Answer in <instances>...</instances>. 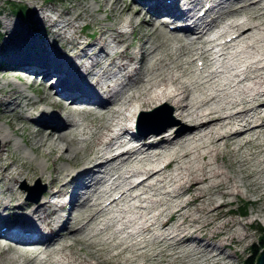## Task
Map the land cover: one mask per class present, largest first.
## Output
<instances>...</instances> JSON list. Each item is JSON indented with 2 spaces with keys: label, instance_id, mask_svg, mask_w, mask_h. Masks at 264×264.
<instances>
[{
  "label": "bare ground",
  "instance_id": "obj_1",
  "mask_svg": "<svg viewBox=\"0 0 264 264\" xmlns=\"http://www.w3.org/2000/svg\"><path fill=\"white\" fill-rule=\"evenodd\" d=\"M67 1L70 6L41 15L55 26L53 36L63 37L66 53L48 49L52 43L45 36L24 41L27 35L19 26L5 31L3 42L21 39L22 53L2 57L9 67L1 69V77H15L38 97L15 84L0 86V120L46 159L48 181L42 201L19 200L22 191L13 184L35 175L38 164L21 157L11 171L12 139L0 128V149L9 158L0 164V182L8 183L9 199L16 201L9 210L23 212L7 219L0 206V235L33 246L0 243V259L11 251L27 254L22 264H34L36 258L69 264L74 258L64 249L85 242L114 249L105 259L111 264L113 257L136 262L151 245L157 249L150 257L166 264H229L235 254L225 250L248 236L236 220L226 218L231 197H240L243 186L256 195V203L264 198V0H103L109 23L91 17L80 0ZM170 4L179 6L177 12ZM87 17L96 28L94 38L85 40L82 27L72 32L68 27L73 19ZM168 23L178 25L164 28ZM123 24L130 26L136 45L126 39L128 29H119ZM170 39L179 43L178 52L167 48ZM229 65L238 71L230 73ZM22 103L32 108L28 116L17 111ZM167 105L174 122L160 113ZM149 109L138 114L132 133L135 111ZM79 114L88 121H78ZM147 116L151 123L141 125L139 119ZM163 121L168 128L155 132L153 124ZM148 127L152 130L144 136ZM70 139L85 142L83 151ZM58 159L71 168L59 166ZM134 176L139 178L132 181ZM252 211L262 214L264 205Z\"/></svg>",
  "mask_w": 264,
  "mask_h": 264
},
{
  "label": "rangeland",
  "instance_id": "obj_2",
  "mask_svg": "<svg viewBox=\"0 0 264 264\" xmlns=\"http://www.w3.org/2000/svg\"><path fill=\"white\" fill-rule=\"evenodd\" d=\"M228 1L229 0H224V3H227ZM20 2L25 3L23 5H25V7H29L32 10L31 11V15H30V20L36 21L37 25L33 26V27L30 26V25H32V23H27L23 18L21 19V18L17 17L15 14L12 13V8L10 6H8L7 4H5L4 0H0V10L2 11V12L0 11V45L2 44L3 41L6 40V36L7 35H6L5 31H8L6 29H9L11 27L19 26L21 32H23L25 30V33L27 35L24 38V41H25L26 38H30V37H41V36L44 37L45 36L46 38H49L51 40V43H52V44L48 45V49L56 46L57 50H63L64 49V47H63L64 43H61V41H63V37L62 38L59 37V36L54 37L53 36V34H54L53 31L55 29V26H49L48 25L49 23H46L47 21H44L42 19L41 15L43 13H45V14L46 13H51L52 14L53 12L49 11V9H51L52 7H55L57 10H60L61 6H63V5L64 6L65 5L66 6H70V2L67 1V0H20ZM80 4H82L83 6L85 5V7L87 8L86 9L87 12L91 13V17H93L95 19L96 18L97 19L98 18L102 19V22H105V23L106 22L109 23V22L112 21L109 16H107V17L105 16V14H108L109 11L106 10L105 8L103 9V0H100V2L97 1V0H80ZM56 6H58V7H56ZM171 6H174V5L171 4ZM68 9H70L69 11L72 10L71 8H68ZM71 12H73V11H71ZM65 15L69 16L70 14H65ZM91 17L73 19L72 20L73 21L72 26H69L68 30H70L72 32V30L74 28L82 27V29L84 30V34L86 35L83 39H85V38H86L85 40L93 39L94 35H95V33H93V32H94V29L96 27H95V25L91 24V22H92L91 21ZM108 17H109V19H108ZM154 18H155V16H154ZM106 19H108V20H106ZM156 19H157V21H161L160 18H156ZM120 26L121 25H119V29H121ZM163 27L166 28L165 26H163ZM129 28H130V26H128V25H125V26L122 27V29H126V30L127 29L129 30ZM70 31H67V32H70ZM92 33H93V35H92ZM176 33L179 34V35L182 34L181 32H180L181 34L178 33V32H176ZM126 34H127V38L126 39H128L134 45H136L138 40L136 38H132L131 34H129V32H126ZM87 35H89V36H87ZM170 40H167V43L169 44V45L166 44L167 48L169 49V51L171 50L173 52L174 51L178 52V50H180L179 43L175 42L174 40H171V41ZM20 41H21V39L18 40L17 42H15V40H14V42L12 44L3 42V48H1V52H0V59H1V62H2V63H0V86L5 85V83L6 84L8 83L9 85H11V84L14 85L15 84L14 85L15 87H17L18 89H21V90H25L26 92L25 91H23V92L26 93L28 96L32 97V99H37L38 96H36V94H34V92L31 89H28L27 87H25V85L22 82H20L18 79H16L15 77L8 76V78H6V79L1 77V69H5L6 66L9 67L8 66L9 64L8 65L7 64L3 65V63L6 60L4 58H2V57H6V55L9 54V53L10 54L14 53L16 55L21 54L22 50H21V48H19L20 46L18 45V44H20L19 43ZM5 45H7V46H5ZM10 49H12V50L10 51ZM129 50H131V47L129 48ZM160 51H161V49H160ZM66 52L67 51L64 49V53H66ZM163 52H164V50H162L160 54H162ZM172 56L174 57V53H172ZM26 58L27 57H24L23 60L26 61ZM178 58H180V56ZM14 62L18 63V61H16V60ZM197 64H198V62H197ZM35 67L37 68L36 65H34L33 68H35ZM109 76H114V75L113 74H109ZM52 80H53V78L51 80L47 81V83H51ZM24 105H25V103L21 104V106L17 110L18 113L21 114V115L22 114L28 115V114L32 113V110H31L32 108L29 107V105H27V104H26V106H24ZM41 106H43V105H41ZM44 106L46 108H48V109L50 108L47 104H44ZM89 106L91 108H95L94 106H96V105H92L90 103H81L80 104V107H89ZM160 113H164L165 116L167 115L169 117V121L170 122H172V121L174 122L175 120H177L176 116H174V110H173L172 107H170V105L169 106L167 105L166 108L164 110H161ZM85 116H87V115L79 114V116H78L80 121H82L83 123L84 122L86 123L88 121L87 120L88 116L87 117H85ZM161 124H163V122H161ZM165 124H168V126L170 125V123H166V122H165ZM168 126H167V128H168ZM0 128L9 131V129H7L8 127L3 122V120H0ZM9 135H10V137L12 139L11 144H10L12 152H10V154L13 157L16 158V161L13 162L11 164V166H10V170L14 171L13 168L16 165H20V163H21L23 158H24L23 160L26 159L27 161H29L31 165H35V164L37 165L38 164V166L35 165L36 166L35 170L37 171L35 173V175H33L32 177H25V178L20 177L13 184V188H18V189H20V191H22V193L20 194L19 200L28 199V200L31 201L33 199V196H34V195L32 197L29 196V193H30L31 190L32 191L36 190V192H37V190H39V191L43 190V192H42L43 195L47 191L46 190L47 189L46 181H48L47 180L48 176H46L47 175L46 171L48 169H47V167H44L43 162H42V161H45L46 159L44 157H42L41 155L38 156L36 153H34L33 150L30 149L29 145L25 144V142L23 141V139H21V137L18 135V133L14 134V133L10 132ZM125 135L128 136L129 134L125 133ZM70 144L73 145V146L74 145L77 146V147H75L76 150H80V151H83L82 149L85 147L84 146L85 142H82V141H79V142L74 144L73 140L70 139ZM0 153H1V155H0L1 156L0 164L3 165L5 163H7L9 158L6 155V152H3L2 146H1V149H0ZM21 157H22V159H21ZM219 161L222 162V160H220V159H219ZM57 163L61 167H63V166L67 167V168L70 167V164H68V162L66 160H63V159H58ZM42 169L44 170V175L42 177H40V175H38V174L40 173V171ZM43 177H44V179H43ZM135 177H137V176H134L132 178H135ZM132 178H131V180H132ZM6 184H8V183H3L2 184L0 182V195L2 194V196H3L2 199L0 200L1 201L0 202L1 203L0 206H1V208L4 207V208H2L1 217L7 218V219H13L15 216H19L23 212H21L19 209L9 210L10 204H12L13 202H16V201L9 199L11 197L10 193H12V192H10L9 190L6 189ZM240 188H241L240 197L239 196H232L231 197V202L232 203H230L228 205L229 207L228 206H224V207L226 209H227V207L229 208V211H228L229 213H228V215H226V218H228L230 220H236L237 222H235L236 223L235 226H241L243 232L248 233V236L246 237V240L241 241L240 243H233L234 247H232L231 249L225 250L226 252L235 254V256L230 261L229 260L227 261V262H230L229 264H243L244 259H246V258L247 259H251V257L254 256L253 250L255 249V247L258 248V246L262 243V241L264 242V221H263L264 213L262 212V214H257V216H255V215H253V211H252V209L254 207H258V206L264 205V198L262 199V201L260 203H256L255 201H253L256 198V195L254 193H251V192L246 193L247 191H245L243 186H240ZM43 195L39 196L38 201H40V199L42 201V199L44 198ZM12 196H13V194H12ZM67 198H68V196H66L63 199H67ZM32 202H36V201L32 200ZM3 209H4V211H3ZM66 209H67V204H65V207H64L63 211L65 212ZM252 217H255V218L253 219ZM238 221L244 222L245 225L241 224ZM85 231L87 232L89 230H85ZM82 234L84 235L85 232L81 233L80 235H82ZM1 236H2V238H1ZM0 243L4 247L10 246V247H14V248H17V249H21V248L22 249H27V248L33 247V246H25V243L16 242L15 240H12V239H9L7 237H4L2 234L0 235ZM160 245L164 247L163 244H160ZM150 248H152V249L145 250L146 253H147L146 257H144V258L139 257V259L137 258L138 261H136V262L135 261L127 262L125 264H135V263H138V264H156V263L157 264H163L164 263V264H166L167 260L166 261L160 260V258H157V257H156V259L155 258H151L150 257V252L153 249H157V247L155 245H151ZM64 250H65L66 254H70L71 253V256L74 258V260L71 261V263H69V264H80V263H83V264H90V263L91 264H111L108 261H106L105 259H107V260H109V258L111 259V257H110L111 253L115 251L114 249H113L114 251L112 249H107V247H103V249L102 248H99V249L96 248L95 249V247H92V246H89V245L87 246L85 244V242H82V243L81 242H79V243L75 242V244L73 246V250H68V249H64ZM71 251H73L74 253L71 252ZM12 253H11V251H8L7 253L3 254L4 256L1 258L2 262L3 261L5 262V263L3 262V264H9V263L10 264H15V263L16 264H22L23 262H25V258H26L27 254L19 255V254L15 253V252H12ZM102 253H103V255H102ZM60 254H61V252L58 253V254L55 253L52 256V258L59 257ZM30 256H32V255H30ZM106 257H108V258H106ZM1 259H0V264H2ZM10 259H11V261H9ZM36 259L37 260H35V261L37 263L35 261L32 262V263H34V264H43L44 263V262H40V261H39L40 263H38V258H36ZM97 259L99 260L98 262H97ZM112 259H114L113 264H124V262L121 259V257H119V258L113 257ZM12 260H15V262H12ZM177 262H176V264H185L184 261H181V260L180 261L177 260ZM44 264H50V261L47 260V263L45 261ZM194 264H197V263H194Z\"/></svg>",
  "mask_w": 264,
  "mask_h": 264
},
{
  "label": "trees",
  "instance_id": "obj_3",
  "mask_svg": "<svg viewBox=\"0 0 264 264\" xmlns=\"http://www.w3.org/2000/svg\"><path fill=\"white\" fill-rule=\"evenodd\" d=\"M5 4L12 8V13L16 14L17 17L23 18L27 23H32L33 26H36L37 23L34 20H30L31 9L29 7H25V3L20 2V0H4ZM1 11V10H0ZM244 207V206H243ZM264 246V242L253 250L254 256L251 259H244L243 264H255V257L259 254V249Z\"/></svg>",
  "mask_w": 264,
  "mask_h": 264
},
{
  "label": "water",
  "instance_id": "obj_4",
  "mask_svg": "<svg viewBox=\"0 0 264 264\" xmlns=\"http://www.w3.org/2000/svg\"><path fill=\"white\" fill-rule=\"evenodd\" d=\"M255 264H264V246L259 250V254L256 255Z\"/></svg>",
  "mask_w": 264,
  "mask_h": 264
}]
</instances>
